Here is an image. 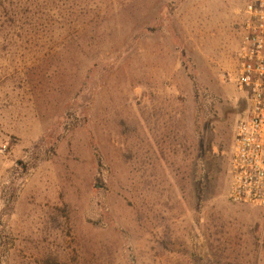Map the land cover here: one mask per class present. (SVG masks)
Masks as SVG:
<instances>
[{"label": "rangeland", "instance_id": "rangeland-1", "mask_svg": "<svg viewBox=\"0 0 264 264\" xmlns=\"http://www.w3.org/2000/svg\"><path fill=\"white\" fill-rule=\"evenodd\" d=\"M245 0H0V264H264L227 199Z\"/></svg>", "mask_w": 264, "mask_h": 264}, {"label": "built area", "instance_id": "built-area-1", "mask_svg": "<svg viewBox=\"0 0 264 264\" xmlns=\"http://www.w3.org/2000/svg\"><path fill=\"white\" fill-rule=\"evenodd\" d=\"M235 84L249 107L233 129L227 199L264 208V0H245Z\"/></svg>", "mask_w": 264, "mask_h": 264}]
</instances>
